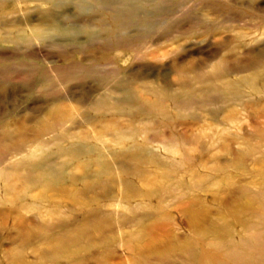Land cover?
Here are the masks:
<instances>
[{"label": "bare ground", "instance_id": "1", "mask_svg": "<svg viewBox=\"0 0 264 264\" xmlns=\"http://www.w3.org/2000/svg\"><path fill=\"white\" fill-rule=\"evenodd\" d=\"M10 1L0 0V4L6 6ZM42 1L52 5L47 6L49 8L44 9L42 13L38 12L36 24L31 20L32 15L29 12L23 15V20L15 21L2 15V12L0 36L12 38L17 46H30L36 41L44 43L50 49L72 48L73 51L84 54L96 65H91L92 67L84 73L81 61L72 63L66 68L69 69L67 71L63 68L67 64L65 63L61 67L64 70L56 67L62 74H55L53 68L36 62L33 54L18 53L9 67H3L4 72L6 69L20 71L17 69L29 67L25 70L27 78L24 85L30 89L31 94L37 92L41 95L40 103L37 104L39 108H33L29 116L19 118L14 132H11L8 126L1 127L2 151L16 155L23 153L27 146H32L26 140L29 137L28 133L35 136L31 140L35 145L33 152L15 162L10 161L9 165L0 170V179L5 182L4 193L14 197L13 203L16 206L41 210V205L48 203L53 207L50 212H59L58 217L40 223L35 218L26 219L23 216L12 220L14 225H41L40 228L47 232L42 234L38 230L29 231L28 227L22 226L18 235L21 245L15 254L13 251L8 254L14 255L13 264H46L44 261H55L59 257H77L81 254L82 246L94 245H100V255L103 254L107 258L114 252L117 240L116 227L121 229L120 225L128 224L138 227L134 233L127 235L125 244L132 253L131 259L139 261V264H150L152 260L160 261L162 264H264V179L258 184L256 191L246 184L242 185L239 191H232L235 194V198L231 199L232 206L241 214L248 213L252 216L251 219L237 217L241 224L237 230L234 225H217L216 222H210L205 205L192 209L191 217L193 221H201L207 225H196L193 237L181 246L166 242L153 244L154 232L157 230L153 224H145L148 218H156L157 222L168 219V215L160 214L158 211L163 207V197H172L177 188L203 189L205 183L200 181L208 176L215 178L210 172H227L230 167L244 177L249 173L247 161L256 153H260L261 156L257 157L255 163L262 164L264 121L259 119L264 117V50L257 52L248 49L246 58L242 61L237 60L238 55L233 56L231 50L246 48L243 42L237 43L245 35L240 33L231 37L229 41L224 39L221 44L219 43L220 50L228 51L224 56L215 55L213 56L215 58L212 57L213 60L201 58L183 62L178 54L186 47L179 41L174 51L175 56L173 55L170 62L177 79L169 81L163 73L159 79L161 84L154 86L155 82L149 80L150 76L144 72L149 65L146 54L149 49H159L164 41L174 37L188 38L195 35L198 30L185 29V24H189L191 28L200 25L201 32L197 34L202 36L219 34L221 30L227 28L223 24L225 21L222 24L217 23L216 19L210 21L207 9L213 6L220 11L223 8L220 2L217 4L215 0V3L209 0ZM189 1H194V6L187 5ZM198 1L202 5V12L200 9L197 10ZM71 5L74 7L73 10L69 9ZM182 8H187L188 14L183 15L185 18L181 20L183 16L180 17L179 14L184 12H180ZM232 11L233 9L229 13L234 12ZM35 12L37 14V11ZM80 17H84L82 22L77 21ZM80 36H86V41ZM89 49H93L94 52L89 53ZM106 49L136 51L134 60L138 62V67L133 69L128 77L119 78L117 68L105 69L114 62V59L101 56L100 52ZM66 54L63 56L67 57ZM26 58L33 60H25ZM2 59L3 57H0L1 62ZM231 61L235 62L234 68L229 65ZM100 64L104 67H99ZM159 64L162 66L163 63ZM206 65L211 66L210 71L205 69ZM76 68L80 70L75 72ZM236 71L238 74L251 71V74L238 80L229 79V76L237 74ZM81 73H84L83 76L77 77V74ZM88 78H92L95 84L93 88H84L85 79ZM64 83L67 85L71 83V86L70 84L69 87L65 86ZM4 84L6 82H1L0 87L2 88ZM74 84H76L74 87L82 89L81 93L74 91L72 88ZM241 85H250L253 97L246 98L244 93L237 91L236 87ZM144 93L154 96V99L142 98L141 94ZM76 98H79L81 108L68 104H60L55 106V109L52 106L57 101ZM229 101L235 107L239 106L242 111H251L250 115L254 117L253 129L246 137L235 134L230 139L228 135L231 133L224 136L223 133L219 135L215 132L213 142L208 144L203 134L190 132L189 128L194 127V122L200 119L199 113L203 111L208 112L215 121L224 110L231 113L232 117L224 120V124L230 125L234 121L236 108L233 106L225 108L224 105ZM212 103L214 105L219 103L217 109L208 108ZM38 112H40L38 116L33 115ZM109 114H122L126 118L121 121L115 117H107ZM136 114L154 115L155 118L140 119L141 117L134 116ZM31 122L34 123L33 126H29ZM67 123H70V126ZM155 126L157 130L154 131ZM164 126H173L174 131L161 135L159 131ZM180 127H183L185 132L176 133ZM49 134L52 137L46 140L45 136ZM104 137H110L116 145L123 146L117 149ZM156 142L171 152L169 157L164 159L157 153L152 146ZM234 142L246 146L247 149L234 150L232 147ZM196 148L201 151L199 155L193 153ZM215 148L227 152L232 158L223 160L221 157H214L210 160L206 152ZM177 155L187 164L199 162L200 169H207L209 172L204 174L191 172L195 180L188 186L182 181L176 184L156 183L158 176L167 175L166 178H171L172 175H178L180 168L176 163ZM208 161L215 164L208 166ZM158 167L162 171L154 170ZM258 175L264 177V168ZM134 179L149 186L139 187ZM16 183L21 186L18 188ZM78 183L84 185L78 186ZM38 187H42L44 192L33 204L25 202L28 194ZM48 191L55 192L62 201L46 198ZM115 194H118L116 196L119 198L118 204L124 203L129 207V214L107 209L114 205L112 203L116 199ZM137 198L154 199L157 211L136 213L132 216L135 210L127 203ZM67 199L73 202L72 206L68 204L73 215L62 218V211L59 209ZM4 202L5 200L0 199V204L4 205ZM13 212L15 211L11 207H0V225H7ZM56 228L61 230V233H48V230L53 231ZM24 230L28 232L22 233ZM96 232H100V235L96 236ZM164 235L170 238L167 232H164ZM13 237L12 241L15 242ZM37 238L48 241L53 245V249L39 250L40 261L27 262L23 246L31 244ZM174 256H179L181 261H174L173 258H176Z\"/></svg>", "mask_w": 264, "mask_h": 264}, {"label": "rangeland", "instance_id": "2", "mask_svg": "<svg viewBox=\"0 0 264 264\" xmlns=\"http://www.w3.org/2000/svg\"><path fill=\"white\" fill-rule=\"evenodd\" d=\"M209 1L212 3H215L217 1L216 2L217 4H219L220 2L222 4L221 7L223 8L224 6H226L224 9L222 8L223 10L221 9L220 11H218V9L216 10L213 6L212 7L210 6L209 9L207 8H204V9H207L208 18L210 21H214L216 19V22L220 24H222L225 21L223 24L227 28H224L223 31L221 30L219 34H214L212 36L206 37V36L197 34L201 32L200 25H198V27L195 26L191 28L189 24H185L184 25L185 29H189V30L192 29L193 31L198 30L195 33V35L190 36L188 38L174 37V39H168V41H164V43L161 45L159 49L150 48L149 52L146 53L148 55L147 63H149L150 66L147 65L148 69H146L144 72H147L146 74L150 76L149 80H153V82H155L154 86H159V84H161L159 79L161 76L160 74H163V73H165L164 75L165 77H167L169 81H175L177 79L176 73H174V68L172 65H170V62H171L172 57L175 56L174 51L178 47L177 45L179 41L181 43H184L186 47L184 51L178 54L179 58L183 62H186V60L188 59H201V58H204L205 60L206 59L213 60V58H215L213 56L215 55L224 56L225 54L228 53V51L227 49L220 50L218 46L219 43L221 44V41L224 39L229 41L230 39H232L231 37H234L235 35L240 34V33H242L243 35L245 34V35L241 40L239 39L237 43L243 42L244 44H246V48L239 47L235 51L231 50V53L233 56L238 55L237 60L239 59L240 61L244 60L247 56L246 51L248 49H252L257 52L258 51L262 52L264 50V20H263L264 19V0H239V1L233 0L234 3L232 0H227L226 2L225 0H215V2L214 0L213 1L209 0ZM196 3H198L197 10L199 9L201 10L202 5L200 4V2L198 1ZM51 5H52L51 3H45L42 0H38V1L11 0L6 6H1L0 4V16L3 12L2 15H5V17H8V19H11L14 21L16 19L23 20L24 18L23 15L26 12H29L32 15L31 20H33L34 21L33 23L36 24L38 23V16H39L38 12L41 11L40 13H42L44 9H48L49 7H51ZM187 5L194 6V1H191V2L189 1ZM170 6H172V4ZM69 9L73 10L74 7L71 5ZM186 9L185 8L181 9L180 12L182 11L184 12L179 14L180 17L185 14H188ZM231 9H233L235 13L233 11H232L233 13L231 12L229 13ZM236 9L238 10V12ZM35 11H37V14ZM8 12L11 14H8ZM184 18L185 17L183 16L181 20ZM83 20H84V17H80L79 19H77V21L79 22H82ZM0 26H2L1 22H0ZM80 38L83 41L84 40L86 41L87 39L86 36H80ZM231 44L234 45V43H231ZM69 50L68 49L67 50L50 49V47H46L44 43H39L36 41L35 43H33V45H30V46H24V45L17 46L12 41V38H5L4 36H0V57H3L2 59L3 62L0 61V81L6 82V84H4L2 88L0 87V131L3 129L1 128L2 126L3 127L8 126V129L11 132H14L16 130V125H17L19 118L29 116L33 108H36V109L39 108V105L37 104L40 103L39 98L41 97V95L40 94L38 95L37 92L31 94L30 89L26 85H24L26 78H27V73H26L27 71L25 70H28L29 67L28 68L23 67L24 69H17L20 71H15V70L12 71L10 69L8 70L6 69L5 72L3 71L7 66L9 67V65L13 63L12 60L16 56V54L18 53L33 54L34 56L32 57L33 58L36 57L35 58L36 62L43 63L44 65H46L47 68L49 67L53 68V71L55 74H59V73L62 74V71L60 70L61 69L64 70L68 68L74 62L78 63L81 61L83 63L84 73H86L87 70L90 69L93 66V64H95L94 62L91 63V61L86 56H84V54L77 52L75 50L73 51L72 48L71 50L73 52L71 50L70 52H68ZM58 51L60 53H58ZM61 51L65 52V53L62 52L63 54L67 53L66 54L67 57L63 56ZM91 52H94L93 49H89V53ZM57 53L59 55L62 54L63 57L59 56ZM135 53L136 51L130 52L125 49H117V50L106 49L100 52V54H102L101 56H103L104 58L114 59V62L112 63L113 65H110L108 67L105 66L107 67L105 69H108V68L110 69V67L117 68L119 71V74H118L119 78L128 77L129 73L133 69L138 67V62L134 60ZM165 56L166 58H164ZM23 58L24 57H21V59ZM61 58L63 59L65 58V60H62ZM45 59L46 61H44ZM25 60L30 61L33 59L26 58ZM157 60H160L162 62H158ZM159 63H163L162 66H159L160 65ZM62 64H65V65L63 66ZM233 64H235V62L231 61V64L229 65L232 68H234ZM62 66L64 69L61 68ZM209 66L205 67V69L210 71L211 66L210 67ZM56 67H59L60 70L59 68H56ZM99 67L102 68L104 67V65L100 64ZM67 70L69 69H66V71ZM78 70H80V68L78 69L76 68L75 72H77ZM84 73L77 74V77L83 76ZM250 74H251V71H243L240 74L238 73L233 74L229 76L228 78L231 80H238L242 76L244 77ZM1 82H0V86H1ZM68 85L71 86V83H68ZM68 85L65 84V86H68ZM84 85H85L84 88L90 89V87L93 88L94 87L93 85L95 84L92 82V78L91 79L88 78V79H85ZM74 86H76V84H74L72 87L74 88V91L78 94L81 93L82 89L78 87H74ZM197 87H201V85H197ZM236 90L240 91L241 93H244L245 96H247L246 98L253 97L252 89L250 85L237 86ZM141 96L144 99H149V100L154 99V96L150 94L144 93V94H141ZM78 100L79 98L57 101L55 102V105L53 104L52 106L55 109V106H60V104H68L69 106L81 108V104ZM262 100H263V97H262ZM213 105L214 104L212 103V106ZM208 106H209L208 108L211 107V109H215V108L217 109V107L219 106V103L217 105H214L213 107L211 106V104H209ZM231 106L235 107L230 101L224 105L225 108H228ZM235 108H236L235 109L236 112L234 113V121H232L230 125L224 124V120L226 118L232 117L230 115L231 113L225 112L224 109H223L224 111L219 114L218 119L216 121L215 119L211 118L208 112L203 111L199 113L201 114L199 117L200 119L194 122L193 124L194 127L192 126L191 128H189L190 132L203 134L205 137L204 140L207 141L208 144H211L213 142L215 132L219 135L223 133L224 136L231 133L228 135L230 139H232L235 134H238L240 137H246V135L251 133L253 129L252 126H253L254 117L253 118L251 117L250 115L251 111H242L239 106H236ZM171 113L173 114L174 112L172 111ZM39 114L40 112H38V114L36 113L33 115L38 116ZM134 116L136 117L139 116L141 117L140 119L147 118V120L155 118L154 115H145V114H139V115L136 114ZM107 117H110V118L115 117V118H118L117 120L121 119V121L124 120V118H126V116L122 114L121 115L109 114L107 115ZM156 118L160 119L161 117L160 118L156 117ZM259 120L263 122L264 117L260 118ZM189 122H193V121H189ZM33 125L34 123H32L29 126H33ZM67 125L70 126V123H67ZM172 128L173 126L172 127L164 126L160 129L159 133L161 135H163L164 133L170 134L172 133V131H174V129ZM182 128L183 127L178 128L177 131L175 132L176 133L181 132V131L185 132L184 128L183 129ZM153 130L154 131L157 130V127L155 126ZM28 136L29 137L26 140L28 141V144H31L32 146L30 145L27 146V148L21 154L16 155L15 153H9L4 150L2 151V147H0L1 148L0 149V153H1L0 154V170H2L7 165H9L10 161L11 163L15 162L18 159H21L25 155L34 151L35 149V145L33 143L34 141L31 142V140H33L35 136L30 133H28ZM51 137L52 135L49 134L48 136H45V139L48 140ZM104 139L108 140L110 142L109 144L114 147H117V149L123 146V145H119V146L116 145L114 142L111 141L110 137H104ZM26 140H25V143L27 142ZM152 146L154 147V149L157 151L159 155L161 154L160 156L162 158L166 159L167 157H169V153L171 152H168V150L163 149L160 143L158 144L156 142ZM232 147L234 150H241V149L246 150L247 149L246 146L239 145L237 144V142H234ZM200 152L201 151L198 148L194 149L193 151V153L196 155H199ZM11 154L15 156L13 157ZM206 154L210 156L209 157L210 160L213 159L214 157H221L223 160L225 158H226L225 160L227 159L229 160L232 158L230 154L222 151L219 148L209 149L206 152ZM6 155H7V158H6ZM260 156H261L260 153H256L254 156H251L249 161H247L246 167L249 170V173L245 174L244 177L240 176V174H237L236 170H234L233 167H230L227 170V172H220V173L210 172V174H212V176L215 178L208 176V177H205L203 181H200V182L205 183L203 186L204 188L202 187L203 189H198V188L193 189L192 187H189L187 189L180 190V188H177L175 191V194L172 197L170 196L163 197L164 204H163L162 209H159L158 212L160 214L162 213L164 215H168V219L164 220L163 222H157L156 218H148L147 221L145 222V224L146 223L153 224L152 226L156 228L155 230H157L156 232H154L153 244H161L162 242L164 243L166 242L170 245L181 246L183 245L184 242H186V240L193 237L196 225H207V224H203L201 221H193L191 217V210L195 209V207L199 205H205L207 209V217L209 218L210 222H216L217 225H226V224L234 225V228L237 230L238 228H240L239 225H241L237 221V217L238 218L243 217L244 219H251L252 216L250 214L248 213L241 214L239 210L237 211L236 207L232 206L233 201L231 199L235 198V194H233V192L239 191V188H241L242 185L246 184V186L253 189V191H256L258 189L259 187L258 184H260L261 181L264 179L263 176L261 177L260 175H258L260 171L264 168V161L262 162V164L255 163L257 157L260 158ZM176 157L178 159L176 161V163H178L177 166L180 168V171L177 172L178 175H172L171 176L172 179L170 177L166 178L167 175H165V177L158 176L157 180L155 181L156 183L166 182L167 184H176V182L182 181L184 182L185 186H188V185H191V183L195 180L193 176L191 175V172L196 171L200 174L209 172V170L207 169H200L199 162H195V164H187L186 162L180 159L179 155H177ZM208 162H209L208 166H212L213 164H215V163H212V161H208ZM151 169H154V168H151ZM154 170L162 171L160 167ZM134 180H135V183H137L139 187L146 188L149 186V184L142 183L141 181L138 182L136 181V179ZM4 183L5 182H3V180L0 179V199L5 200L4 205L0 204V207H5V208L11 207L12 209H14L15 212H13V214L10 215L9 217L10 219L7 225H0V264H8V263L13 264L14 255H8V254L12 251L15 254L18 251L19 246L21 245L19 242L20 239L18 238V235H20V232H21L20 228L22 226L28 227L29 231L38 230L40 233L43 232L45 234L47 232L40 228L41 225H14L12 223V220H14L18 216H23L26 219L35 218L40 223V221L45 222V221H49L53 218L58 217L57 215L59 212H56V213L50 212L53 210V207L49 205L48 203H45V204L43 203L40 207L41 210L36 209V208H25V207L22 208L21 205H18V206L14 205L13 203L14 197L10 195H5L4 193L5 191ZM83 185H84L83 183H78V186H83ZM16 186H18L19 188L21 185L19 183H16ZM43 192L44 191L42 187H38L34 189L28 194L25 202H28L29 204H33L35 202V199ZM46 193L48 196L46 198H49L50 200L56 199L59 202L62 201L61 197H59L55 192L48 191ZM117 195L118 194H115V198ZM244 201L245 199L242 200V202ZM118 202H119V198H116L115 201H113L112 203L114 205H110L109 207H107V209L117 211L120 213L125 212L126 214L127 213L129 214V209H128L129 207H127V205H125L124 203L118 204ZM138 203H141V205H138ZM68 204L72 206L73 202L70 199H67L66 201L64 200L61 208L59 209L62 211L61 212L62 218L70 217L71 215H73V213L68 208ZM127 204L131 205V209L133 208L135 210V213L132 214V216L135 215L136 213L142 214L144 212L146 213V212H156L157 211L154 207V204H155L154 199L151 200V199L137 198L131 202H128ZM198 208H200V206ZM54 209L56 208L54 207ZM120 227L121 229H118V226L116 227L115 236L117 240H116V245L114 247V252L112 253V255H110L107 258H105L103 254L100 255L101 254L99 252L100 245L99 246L94 245L92 247L82 246L80 249L81 254L77 257H70V258L59 257L57 258L58 260H55V261H44V260L43 261L46 264H135L134 262L139 264V261L131 259L132 253L128 250L125 244L127 235L134 233L138 227H134L130 224L125 225V226L120 225ZM25 231L28 232V230H24L22 231V233ZM59 232L61 233V230H59L58 228H56L53 231L48 230V233L50 234H57ZM164 232H167L170 238L165 237ZM95 235L96 236L100 235V232H96ZM12 236H14L13 240L19 243L13 242L11 238ZM52 249H53V245L49 244L48 241L46 242L42 238H37V239H34L31 242V244L23 246L22 250L25 253L26 261L31 263V262L40 261L39 260L40 256L38 253L39 250H52ZM173 260L181 261L179 256H177L176 258H173ZM150 264H162V263L160 261L152 260Z\"/></svg>", "mask_w": 264, "mask_h": 264}]
</instances>
